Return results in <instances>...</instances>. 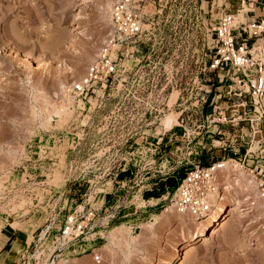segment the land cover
Segmentation results:
<instances>
[{
  "label": "rangeland",
  "instance_id": "1",
  "mask_svg": "<svg viewBox=\"0 0 264 264\" xmlns=\"http://www.w3.org/2000/svg\"><path fill=\"white\" fill-rule=\"evenodd\" d=\"M115 1L0 0V264H161L197 230L170 233L165 217L182 216L167 210L187 171L219 157L203 139L209 103L238 102L231 74L208 69L213 29L237 0H142L144 33L117 47L111 89L75 102L67 88L111 34ZM230 176L235 215L172 264H264L262 203L248 175ZM83 208L97 212L87 252L60 230Z\"/></svg>",
  "mask_w": 264,
  "mask_h": 264
},
{
  "label": "built area",
  "instance_id": "2",
  "mask_svg": "<svg viewBox=\"0 0 264 264\" xmlns=\"http://www.w3.org/2000/svg\"><path fill=\"white\" fill-rule=\"evenodd\" d=\"M141 1H115L111 9L112 32L82 79L68 86L66 94L69 99L89 103L98 91L106 93L111 89L119 71L116 53L120 49L117 47L135 43L133 40L144 33ZM262 1L237 0L232 9H224L213 29L216 44L208 69L210 72L227 71L231 74L227 77L232 82L228 94L238 102L223 105L215 103L214 98L209 103L212 111L208 110L203 120L202 126L206 130L203 139L206 137L212 141L207 152L217 147L219 157L215 160L212 156V162L207 165L193 166L178 183L171 206L179 214L201 218L212 211L213 204L221 199L225 191L221 186L224 176L220 170L227 161L237 163L248 175L264 212V48L259 44L264 41V17L235 25L236 15L251 5L264 11ZM250 13L245 12V15L248 17ZM96 218L97 212L91 208L69 212L60 228L62 237L76 241V245L87 252V238L94 230ZM102 261L101 254L93 255L95 264Z\"/></svg>",
  "mask_w": 264,
  "mask_h": 264
},
{
  "label": "bare ground",
  "instance_id": "3",
  "mask_svg": "<svg viewBox=\"0 0 264 264\" xmlns=\"http://www.w3.org/2000/svg\"><path fill=\"white\" fill-rule=\"evenodd\" d=\"M236 23H238V21H236ZM172 122H175L174 115H168V117L165 121V126H168ZM222 166H223V168L220 170V174H223L224 180H223V183L221 184V186H223L225 188L224 184L226 183L225 180L227 179V183L229 185L227 188L230 191H232V190H234V184L232 183L233 178H232V176L229 177V175L233 174L235 171H240L244 175H246V173L242 170L241 166H239L237 163H235L233 161H227ZM226 199L227 198H226L225 193H224L222 195L221 199L219 198L213 204L214 207H213L212 211L208 214H204L203 217H201V218H195V217H192L190 215L180 214L182 216H180V217L177 216L175 221L172 222L171 221L172 215L165 217V218H168V220L170 219L169 220L170 221L169 222L170 223V233H173L174 228L177 225L188 224V223H193V224L197 225V230L194 232L191 231V232L183 235L182 238L177 243V245L175 246L174 250L176 251V253L169 259H165V260L163 259L161 261V264H172L174 261H176L180 258L181 251H183L187 246H189V245L191 246V244H193L195 242L203 241L204 243L203 242L202 243L205 244V242L207 241L208 234L213 230V228L216 226V224H219L223 219H227L226 217H228V216L229 217L234 216L235 213L233 212V209L236 206L233 207V209L227 210V207L225 206ZM172 208H173L172 206H171V208H168L167 212L173 211V210H171ZM235 210H236V208H235ZM229 217H228V219H230ZM210 235H212V234H210ZM63 238L68 239L67 237H63ZM262 248H263V246H262ZM183 254H185V253L183 252Z\"/></svg>",
  "mask_w": 264,
  "mask_h": 264
},
{
  "label": "crops",
  "instance_id": "4",
  "mask_svg": "<svg viewBox=\"0 0 264 264\" xmlns=\"http://www.w3.org/2000/svg\"><path fill=\"white\" fill-rule=\"evenodd\" d=\"M253 7V8H252ZM250 11L252 12L251 15H248V20L251 21L256 17H264V11L261 7H257L256 5H251Z\"/></svg>",
  "mask_w": 264,
  "mask_h": 264
}]
</instances>
